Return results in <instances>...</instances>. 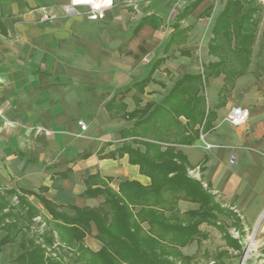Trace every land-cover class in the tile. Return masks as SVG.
Here are the masks:
<instances>
[{"label": "crops", "instance_id": "obj_1", "mask_svg": "<svg viewBox=\"0 0 264 264\" xmlns=\"http://www.w3.org/2000/svg\"><path fill=\"white\" fill-rule=\"evenodd\" d=\"M66 1L0 0V21L6 31L0 34V186L35 192L45 187L42 195L57 205L98 207L104 196H85L87 181L92 188L108 185L114 190L124 180L150 183L127 153L118 154L131 139L121 131L135 121L119 113L158 103L175 79L201 70L197 63L203 64L204 53L211 57L206 62L212 60L207 43L212 22L226 0L201 1L180 20V27L188 29L171 44L175 15L188 0L136 4L138 0H127L134 6L114 0L99 20L61 14ZM209 6L211 13L203 15ZM134 10L137 13L131 16ZM46 12L55 17L42 19ZM148 14L163 22L144 23L133 33L134 24ZM156 60L161 62L143 88L133 86ZM223 83L220 74L209 78L203 88L206 105L215 112L211 128L200 131L192 144L176 148L189 162V175L208 185L222 204L236 211L243 225L251 227L261 219L264 222V74L257 77L249 70L237 76L225 103L215 107ZM235 105L249 109L246 124L227 121ZM132 146L144 149L142 144ZM27 197L49 218L37 197ZM197 207L180 199L176 209ZM142 226L146 229L148 224ZM200 229L202 246L217 229L205 223ZM96 232L91 225L84 238L92 250L101 246ZM4 235L0 230V239ZM200 246L195 239L180 251L195 256ZM21 250L18 242L4 244L0 264L10 263ZM60 254L64 260L74 259L68 248H61Z\"/></svg>", "mask_w": 264, "mask_h": 264}, {"label": "trees", "instance_id": "obj_2", "mask_svg": "<svg viewBox=\"0 0 264 264\" xmlns=\"http://www.w3.org/2000/svg\"><path fill=\"white\" fill-rule=\"evenodd\" d=\"M201 1H186L175 15L168 44L175 43L187 31L188 26L180 27L179 22ZM211 10V6L207 7L203 15H209ZM261 10L256 0H226L212 22L207 43L208 54L215 59L203 63L201 70L175 79L158 103L147 102L130 112L119 113L135 121L121 131L123 137L131 139L122 144L118 154H128L129 161L149 177L148 185L124 180L114 190L108 185L92 188L87 181L85 196H104L103 204L98 207L57 205L42 195L45 187L35 192L0 186V230L5 231L0 250L4 244L13 242H18L22 249L8 264H209L180 251V247L195 239L200 246L204 235L200 229L202 223L220 231L225 245L240 256L242 219L216 201L208 185L204 187L199 178L189 175V162L176 145L192 144L200 131L211 128L215 112L207 107L202 93L209 78L224 75V83L217 92L215 107H219L225 103V94L237 76L249 70L257 77L264 74V23L259 34V57L254 62L252 55ZM155 20L156 26L163 22L154 14L142 16L134 24L133 33L142 24H152ZM5 33L0 21V34ZM160 62L156 60L147 75L132 85L142 89ZM132 143L142 144L144 149L133 147ZM27 195L37 197L49 218ZM180 199L197 203L198 207L179 212L176 207ZM218 215L227 217L239 236H232ZM35 216H44L48 222L40 232L30 227ZM143 222L148 224L146 229ZM91 225L97 231L95 238L101 242L98 250H92L84 242ZM54 244L68 248L74 259L66 263L58 252L46 254V248ZM203 253L208 256L207 252ZM229 254L227 249L215 251L212 264H224L222 258ZM259 259L258 264H264V256Z\"/></svg>", "mask_w": 264, "mask_h": 264}, {"label": "rangeland", "instance_id": "obj_3", "mask_svg": "<svg viewBox=\"0 0 264 264\" xmlns=\"http://www.w3.org/2000/svg\"><path fill=\"white\" fill-rule=\"evenodd\" d=\"M139 1H145V0H138V1H134L135 4L138 3ZM149 1H156V0H149ZM256 2L262 7L261 12L259 13L260 16V24H259V29L257 32V37H256V41L253 45V62L259 57L258 54V44L260 41V29L264 23V0H256ZM118 4H125L128 6H134V4L130 5L131 3H127L124 1H118ZM137 13V11L134 10L133 14L131 16H134V14ZM62 14V12H61ZM74 15H82V14H74ZM66 16V15H65ZM84 16V15H83ZM85 17V16H84ZM129 21H132L131 19ZM264 57V54H263ZM207 58H211L209 56H206V53L203 54V58H202V63H206ZM215 58L212 57V60H214ZM199 67H201V62L197 63ZM201 69V68H199ZM204 186V185H203ZM206 187V186H204ZM215 200L218 201L222 206L234 211V209L226 204H222V202L216 198L215 196ZM12 201L14 202V198L12 199ZM236 212V211H234ZM237 214V213H236ZM219 218H221V223H223L226 227L227 230L229 231V233L234 236L237 237L239 236L240 233H238V231L232 227L230 225V220L223 216V215H219ZM41 220L44 222V226L42 227L45 228L48 225V222L46 219H44V216L41 218ZM32 221L34 222L33 224H30L31 229H34L35 231H39L40 226V221H36L34 218L32 219ZM241 239V243H242V251L240 256L237 254L236 250H233L230 247H226L225 249H227L229 251L228 256H224L222 258V262L224 264H258L260 262L259 257L262 255L264 256V222L263 219H261V221L257 222L255 224V226H245L244 225V234L240 237ZM39 241H42L41 239ZM85 242V241H84ZM222 245H225L224 241L222 240V238L220 237V232L217 230L213 229V234L212 237L210 238L209 241L203 243L202 246L199 247L197 253L195 254V258L200 262V263H205L206 261L209 264H212V254H214L215 251L219 250V247H221ZM206 247V251L208 256H206V254L203 253V248ZM51 249V250H50ZM56 249V251L54 250ZM61 248L57 247L56 244L52 245L49 247V249L46 248V254L48 255H54V252H58L60 253ZM66 263H70L71 261H67L65 260Z\"/></svg>", "mask_w": 264, "mask_h": 264}, {"label": "built area", "instance_id": "obj_4", "mask_svg": "<svg viewBox=\"0 0 264 264\" xmlns=\"http://www.w3.org/2000/svg\"><path fill=\"white\" fill-rule=\"evenodd\" d=\"M127 2V0H123ZM115 1L111 0L110 4H106L103 0H67L63 5H61V12L63 15H73L82 14L89 20H99L104 17L106 9L112 7ZM55 17L54 13H44L42 19H52ZM249 117V109L244 106L235 105L232 106L227 114V121L235 126H240L246 124ZM81 126H84L83 122H79ZM206 147H210L209 143L205 142ZM190 173H193L190 171ZM194 175V173L192 174ZM206 186V184H203ZM36 221H40L39 232L42 231L44 222L41 220L40 216H35ZM38 231V230H37Z\"/></svg>", "mask_w": 264, "mask_h": 264}, {"label": "clouds", "instance_id": "obj_5", "mask_svg": "<svg viewBox=\"0 0 264 264\" xmlns=\"http://www.w3.org/2000/svg\"><path fill=\"white\" fill-rule=\"evenodd\" d=\"M103 2L106 3V4H110L111 0H103Z\"/></svg>", "mask_w": 264, "mask_h": 264}]
</instances>
